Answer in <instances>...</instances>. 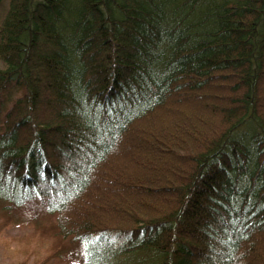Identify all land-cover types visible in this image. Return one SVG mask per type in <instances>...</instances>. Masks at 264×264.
Listing matches in <instances>:
<instances>
[{"label":"trees","instance_id":"1","mask_svg":"<svg viewBox=\"0 0 264 264\" xmlns=\"http://www.w3.org/2000/svg\"><path fill=\"white\" fill-rule=\"evenodd\" d=\"M6 3L0 229L29 194L53 242L15 264H264V0Z\"/></svg>","mask_w":264,"mask_h":264},{"label":"rangeland","instance_id":"2","mask_svg":"<svg viewBox=\"0 0 264 264\" xmlns=\"http://www.w3.org/2000/svg\"><path fill=\"white\" fill-rule=\"evenodd\" d=\"M7 6V3L0 6V24L7 10ZM36 193H38V191H36ZM36 196L37 204H39V195L37 194ZM33 199L34 198H30L28 194V201L21 203L19 207L20 210L14 212V215L21 219L20 221L15 223L13 222L11 225L4 227L5 229H0V263L2 264H15V259L10 258L11 255H8L7 251L4 252L7 242H13V244H11L13 248L25 246L28 242V244L30 243L34 246L33 250L37 251L40 255L53 250V247H51L53 242L51 240L42 242V239L37 232L40 224L44 222L49 223L51 221V216L49 215L50 213L49 211L42 210L38 207V205L29 203ZM126 241L127 237L122 234L116 232H106L91 238L87 245H96L102 242L113 244L112 249H115L118 245H122V243H125ZM76 245V249L67 251L61 255L59 254L54 258L51 257V259L44 264H83L85 250L88 246H86V243ZM17 249L19 248H16V250ZM46 257L50 256L47 254Z\"/></svg>","mask_w":264,"mask_h":264}]
</instances>
